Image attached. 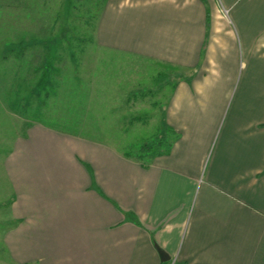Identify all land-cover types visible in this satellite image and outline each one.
<instances>
[{
	"label": "crops",
	"instance_id": "obj_1",
	"mask_svg": "<svg viewBox=\"0 0 264 264\" xmlns=\"http://www.w3.org/2000/svg\"><path fill=\"white\" fill-rule=\"evenodd\" d=\"M95 38L190 72L166 103L177 137L140 162L26 120L0 264H264V0H104Z\"/></svg>",
	"mask_w": 264,
	"mask_h": 264
},
{
	"label": "rangeland",
	"instance_id": "obj_2",
	"mask_svg": "<svg viewBox=\"0 0 264 264\" xmlns=\"http://www.w3.org/2000/svg\"><path fill=\"white\" fill-rule=\"evenodd\" d=\"M103 2L0 0V230L8 226L11 196L3 153L26 120L135 156L164 135L169 96L190 79L189 71L98 46ZM11 84L18 94L10 93ZM11 97L20 101L17 112Z\"/></svg>",
	"mask_w": 264,
	"mask_h": 264
},
{
	"label": "trees",
	"instance_id": "obj_3",
	"mask_svg": "<svg viewBox=\"0 0 264 264\" xmlns=\"http://www.w3.org/2000/svg\"><path fill=\"white\" fill-rule=\"evenodd\" d=\"M99 12V11H98ZM161 134L159 137L154 138L150 143H145L141 147L138 148L137 155H129L127 153H123L122 155L126 158H130L136 161L149 162L151 159L167 154L173 144L174 139H176L177 135L167 126L165 125L164 135ZM168 136H173L172 140H167Z\"/></svg>",
	"mask_w": 264,
	"mask_h": 264
},
{
	"label": "water",
	"instance_id": "obj_4",
	"mask_svg": "<svg viewBox=\"0 0 264 264\" xmlns=\"http://www.w3.org/2000/svg\"><path fill=\"white\" fill-rule=\"evenodd\" d=\"M156 249H157V252H158V254L160 256L161 261L162 262H167L169 260V257L161 249H159L158 247H156Z\"/></svg>",
	"mask_w": 264,
	"mask_h": 264
},
{
	"label": "built area",
	"instance_id": "obj_5",
	"mask_svg": "<svg viewBox=\"0 0 264 264\" xmlns=\"http://www.w3.org/2000/svg\"><path fill=\"white\" fill-rule=\"evenodd\" d=\"M223 13H224V15L227 17V13H228V11L227 10H223Z\"/></svg>",
	"mask_w": 264,
	"mask_h": 264
}]
</instances>
